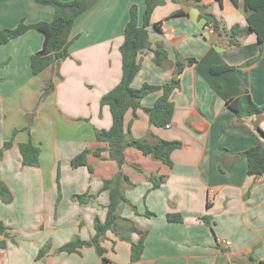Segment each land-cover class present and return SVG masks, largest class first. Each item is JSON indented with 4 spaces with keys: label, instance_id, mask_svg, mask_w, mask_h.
<instances>
[{
    "label": "crops",
    "instance_id": "obj_1",
    "mask_svg": "<svg viewBox=\"0 0 264 264\" xmlns=\"http://www.w3.org/2000/svg\"><path fill=\"white\" fill-rule=\"evenodd\" d=\"M132 4L138 5L141 22L145 0H99L76 19L70 56L39 75L33 74L30 60L43 46L41 31L28 30L0 45V149L6 141L13 142L0 158V179L14 197L9 203L0 198V218L9 227L8 236L0 234V241H7V247L0 248V264H101L93 245L71 253L57 249L76 237L91 240L95 217H106L109 191L101 188L103 180L118 170L116 161L109 159L108 151L102 157L91 153V172L88 165L73 167L71 160L85 148L103 146L96 130L113 123L110 107L102 106L101 98L122 77L120 47ZM201 5L226 28L247 25L242 0L239 6L231 0H167L153 11L149 40L152 47L163 44L170 63L158 66L151 49L141 50L133 87L170 81L176 51L201 58L215 47L234 66L258 56L255 32L231 45L227 34L204 26ZM53 15L51 5L35 0H0V29L15 27L22 18L32 23L49 21ZM236 75L254 102L264 104V44L260 58L239 68ZM180 78V88L171 95L175 111L169 126L152 124L143 108L135 119L132 109L125 114V128L130 125L132 136L180 140L182 146L172 152L173 166L136 148L125 149L122 170L135 185H124L123 193L138 212L124 203L119 214L147 236L142 257L132 261L130 241L108 231L102 242L108 264H264V175H250L241 154L264 145V113L239 119L193 66H186ZM51 79L55 88L44 96ZM161 94L155 91L143 97L142 107L152 106ZM236 121L242 127L234 126ZM28 141L40 148L36 166L22 163L19 144ZM153 173L166 175L155 189ZM86 192L95 196L89 202L73 198ZM94 200L102 209L92 205ZM147 210L154 214L145 215ZM168 213H180L183 221H168ZM204 215L211 216L213 230ZM122 224L121 233L137 241L139 233H127V222ZM11 238L17 244H11ZM48 243L50 249L38 259Z\"/></svg>",
    "mask_w": 264,
    "mask_h": 264
},
{
    "label": "trees",
    "instance_id": "obj_2",
    "mask_svg": "<svg viewBox=\"0 0 264 264\" xmlns=\"http://www.w3.org/2000/svg\"><path fill=\"white\" fill-rule=\"evenodd\" d=\"M41 5H51L54 8L53 18L49 21L40 20L28 23L25 18L19 20L15 27H6L0 29V45L8 43L10 40L23 35L31 29H36L44 34L43 46L31 56V68L34 75H39L49 67H58L62 60L70 56V34L76 19L84 12L91 9L99 0H35ZM167 0H145V9L142 21L139 19L138 5L132 4L130 7V17L124 27V41L120 47L122 54V77L117 85L106 92L101 98V105L110 107L113 123L108 129H97L96 138L104 143L94 150L85 148L75 155L71 160L73 167L88 165L90 171L93 167L88 164V155L93 153L102 157V153L109 152V159L116 161L118 170L110 177L103 180L101 191H109V204L104 219L95 217L94 229L95 234L91 240H82L79 237L60 246L58 251L78 252L83 246L93 245L97 253L101 256V264H108L109 259L104 255L106 252L102 242L106 239L108 231H113L120 235L121 238L130 241L132 261L139 260L145 249V239L147 232L138 228L131 220L121 218L120 206L127 204L129 207L138 212L137 206L132 204L123 193L124 185L133 187L135 184L129 176L122 170L126 162L125 149L133 147L154 159L160 160L165 164L173 166L172 152L182 146L180 140H167L157 137L151 141L148 137L136 138L131 134V127L125 128V114L129 109L133 110V119L138 117L137 110L143 108L148 114L150 122L158 127H166L172 123L175 111V104L171 99L173 91L181 86V74L186 66H193L206 79L210 86L226 101L230 109L240 119L243 116L257 115L264 113V104L258 105L252 99L248 88H246L236 71L241 67L251 65L261 56L264 44V0H242V7L245 12L247 25L242 26L239 23L230 28H226L212 12L206 11V6L201 5L199 18L203 21L204 26H211L215 32L227 34L231 45L239 44V37L248 34L250 31L255 32L259 37L260 53L258 56L243 62L239 66L229 65L219 54L215 47H211L207 53L201 57H185L176 51V59L173 61L174 76L163 84L155 85L144 83L141 87L135 88L132 82L140 71L141 60L139 52L145 48L151 49L154 53V62L156 65L166 67L170 63L168 50L163 44L151 46L149 40V26L152 24L151 17L154 9ZM199 1V0H196ZM236 6L240 5V0H231ZM55 88L51 79L44 88L43 95H47ZM162 91V94L156 99L150 107H142L141 100L146 95ZM132 119V120H133ZM234 126L242 127L238 121L233 122ZM261 131V130H260ZM262 132V131H261ZM264 133V132H262ZM12 140L6 141L0 149V158L6 149L12 146ZM24 165L36 166L39 163L40 148L28 141L19 144ZM241 154L246 157L248 163V173L250 175H264V145L259 143L250 147ZM133 167L143 172V168L137 165ZM153 185L152 188H158L166 181V175L153 173L150 177ZM60 193V191H59ZM61 194V193H60ZM59 194V197H60ZM58 197V199H59ZM94 195L82 193L74 195L73 198L81 203L89 202ZM0 198L9 203L13 200V194L9 186L0 179ZM210 202L208 201V206ZM153 212L147 210L145 215H152ZM168 221L182 222L183 217L180 213H168ZM204 222L210 225L211 216H202ZM127 222V233L137 232L140 237L137 241H131L129 235L121 233L123 230L122 222ZM9 227L0 218V234L8 236ZM5 241L0 242V247H5ZM50 244L42 247L37 258H42L50 249Z\"/></svg>",
    "mask_w": 264,
    "mask_h": 264
},
{
    "label": "rangeland",
    "instance_id": "obj_3",
    "mask_svg": "<svg viewBox=\"0 0 264 264\" xmlns=\"http://www.w3.org/2000/svg\"><path fill=\"white\" fill-rule=\"evenodd\" d=\"M94 201H95V200H94ZM1 241H5L6 246H5V247H0V248H6V247H7V241H6L5 239H2ZM1 241H0V242H1ZM11 244H17V242L11 238Z\"/></svg>",
    "mask_w": 264,
    "mask_h": 264
},
{
    "label": "water",
    "instance_id": "obj_4",
    "mask_svg": "<svg viewBox=\"0 0 264 264\" xmlns=\"http://www.w3.org/2000/svg\"><path fill=\"white\" fill-rule=\"evenodd\" d=\"M92 205L95 206V207H97V208H99V209H102V206L100 204H98L97 201H93L92 202Z\"/></svg>",
    "mask_w": 264,
    "mask_h": 264
},
{
    "label": "built area",
    "instance_id": "obj_5",
    "mask_svg": "<svg viewBox=\"0 0 264 264\" xmlns=\"http://www.w3.org/2000/svg\"><path fill=\"white\" fill-rule=\"evenodd\" d=\"M210 28H212L211 26H209ZM214 190L213 189H210V193L213 194ZM211 200V199H210ZM226 244H230L231 242L229 240H226L225 242Z\"/></svg>",
    "mask_w": 264,
    "mask_h": 264
}]
</instances>
